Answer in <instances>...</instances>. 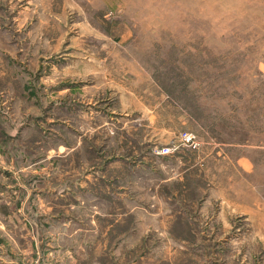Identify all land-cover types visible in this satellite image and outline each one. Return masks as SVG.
<instances>
[{"label":"rangeland","instance_id":"374dc122","mask_svg":"<svg viewBox=\"0 0 264 264\" xmlns=\"http://www.w3.org/2000/svg\"><path fill=\"white\" fill-rule=\"evenodd\" d=\"M0 264H264V0H0Z\"/></svg>","mask_w":264,"mask_h":264},{"label":"built area","instance_id":"2783aa9c","mask_svg":"<svg viewBox=\"0 0 264 264\" xmlns=\"http://www.w3.org/2000/svg\"><path fill=\"white\" fill-rule=\"evenodd\" d=\"M182 138H183V140H185L186 142H190V141H192V139H193V136H192V134H190V133H188V132H186V133H184L183 135H182ZM171 147L170 146H166V147H163L162 149H161V153H169V152H171Z\"/></svg>","mask_w":264,"mask_h":264}]
</instances>
